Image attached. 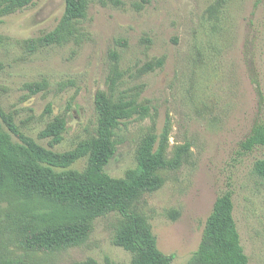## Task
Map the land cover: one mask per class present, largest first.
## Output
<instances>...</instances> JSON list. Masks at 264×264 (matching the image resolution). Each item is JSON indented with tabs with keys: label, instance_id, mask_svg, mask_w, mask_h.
Here are the masks:
<instances>
[{
	"label": "rangeland",
	"instance_id": "1",
	"mask_svg": "<svg viewBox=\"0 0 264 264\" xmlns=\"http://www.w3.org/2000/svg\"><path fill=\"white\" fill-rule=\"evenodd\" d=\"M63 12L64 0H33L0 15L1 112L25 135L63 152L94 136L98 92L134 96L148 113L116 129L104 171L123 177L143 140L166 132L165 158L176 165L160 169L163 185L131 205L158 249L174 254L170 264H186L214 200L230 188L247 264H264V180L252 171L264 146L239 151L252 125L264 122V0H87L85 16L59 41L46 42ZM56 117L66 129L51 145L39 133ZM85 165L83 158L71 167ZM37 205L0 188V264H125L134 256L113 244L122 222L116 211L94 218L78 245L26 247Z\"/></svg>",
	"mask_w": 264,
	"mask_h": 264
},
{
	"label": "trees",
	"instance_id": "2",
	"mask_svg": "<svg viewBox=\"0 0 264 264\" xmlns=\"http://www.w3.org/2000/svg\"><path fill=\"white\" fill-rule=\"evenodd\" d=\"M32 2L0 0V15ZM86 7L87 0H64L60 23L44 40L59 41L62 30L85 16ZM112 57L116 62L118 54L113 52ZM157 64L160 65L161 60ZM114 73L116 77L120 75L116 65ZM126 96L113 97L110 93L98 92L94 136L63 152L53 151L19 131L11 116L0 109V188L6 185L20 198L39 202L34 213L35 223L23 237L26 247L53 251L78 245L87 238L94 218L116 211L122 222L114 233L113 244L134 255L125 264H170L173 260L174 254L158 249L146 218L131 210L133 201L142 191H155L163 185L159 170L176 165L177 159L165 158L166 132L143 140L137 151L136 165L123 177H112L104 171L115 151L116 129L121 123L134 117L141 119L148 113L147 105L138 104L134 96ZM65 129V120L56 117L39 136L51 138L53 145L62 140ZM263 146L264 122L257 121L240 141L239 151L248 153ZM83 158L86 165L82 170L71 167ZM252 171L264 180V157L254 161ZM232 195L233 191L227 188L216 197L198 246L186 264L248 263L234 219ZM71 264L117 263L108 258L103 262L87 258Z\"/></svg>",
	"mask_w": 264,
	"mask_h": 264
}]
</instances>
